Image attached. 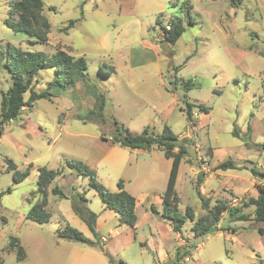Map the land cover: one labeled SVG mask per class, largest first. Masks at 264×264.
I'll return each mask as SVG.
<instances>
[{
    "label": "rangeland",
    "instance_id": "374dc122",
    "mask_svg": "<svg viewBox=\"0 0 264 264\" xmlns=\"http://www.w3.org/2000/svg\"><path fill=\"white\" fill-rule=\"evenodd\" d=\"M12 1L0 0V113L2 94L13 83L3 64L9 44L46 54L63 48L83 56L88 69L84 81L67 89L51 87L52 100H37L4 125L0 193L12 190L0 198V264H110L100 248L58 235L69 223L95 239L74 212L73 195L88 199V208L100 215L99 239L107 238L101 244L127 264H264V222L234 219L225 212L201 237L195 236L190 218L182 232L175 231L162 215L171 159L157 147L131 149L111 140L118 127L133 133L147 126L155 133L171 127L188 151L176 185L184 214L191 207L199 218L218 201L243 206L255 197L258 185H264L251 171L264 170L259 145L264 141V0H44L51 22L48 43L35 42L5 24ZM186 3L194 23L186 16ZM178 17L185 20L186 30L171 42L163 27ZM71 20L76 24L64 31ZM53 77L54 69H42L36 89L50 87ZM188 80L193 83L189 90ZM102 97L103 119L89 118ZM188 102L193 104V122L187 117ZM201 104L208 112L200 110ZM7 158L22 170L32 164L30 175L15 183ZM229 159L238 168H216ZM72 160L95 170L111 191L119 190V180L125 181L138 201L135 229L105 207L90 176L70 165ZM41 166L59 171L48 188L46 208L52 216L42 224L27 218L40 199L36 190ZM55 185L68 198L54 194ZM199 191L208 208H203ZM243 209L253 213L255 207ZM11 236L24 246V260L9 247Z\"/></svg>",
    "mask_w": 264,
    "mask_h": 264
},
{
    "label": "trees",
    "instance_id": "16d2710c",
    "mask_svg": "<svg viewBox=\"0 0 264 264\" xmlns=\"http://www.w3.org/2000/svg\"><path fill=\"white\" fill-rule=\"evenodd\" d=\"M186 16L189 21L194 23L195 19L191 16L189 3L185 4ZM184 5V6H185ZM53 9V7H52ZM16 16V18H14ZM185 20L182 17L171 19L167 26L163 27L165 38L171 42H176L186 30ZM77 20H71L67 26L63 28L68 31L76 24ZM5 24L15 31L25 32L35 38V42L48 43L51 31V22L45 14L44 0H14L10 6V16L5 19ZM3 55L0 53V65L2 64ZM4 66L11 73L13 78L12 86L8 91L3 92L0 113V135L4 133L7 123H10L22 114L24 107L33 108L35 102L39 99L52 100L54 95L51 87H60L67 89L75 86L79 81H84L87 77L88 62L81 57H75L69 51L63 48H57L52 54H46L42 51H26L21 48L8 45V52ZM104 65H102V68ZM54 69V77L49 82L50 87L37 90L36 83H39L38 74L42 69ZM114 67L110 66V71ZM193 85L188 80L185 84L189 90ZM29 97L26 98V94ZM99 103V101H98ZM106 105L105 98L102 97L100 104L89 111L88 117L91 119L101 120L104 116V108ZM201 111L208 112V107L199 105ZM193 104L188 102L187 117L193 122ZM118 124V122H116ZM149 126L145 127L141 133H133L128 129L125 132L117 129L118 133L111 137L115 144L131 149L142 148L151 150L159 147L163 150L166 157L172 159V167L168 178L167 186L163 194V210L162 215L170 219L173 229L182 232L183 224L190 218L193 221L192 230L196 237L205 235L209 228L223 217V213L228 212L234 219L253 220L256 222H264V185H258L259 194L256 197H250L243 201V206H230L225 201H218L216 205L209 209L207 214L196 218L191 207H188L186 213L179 210L180 196L178 195L176 185L181 162L187 155V146L182 143L179 136L174 133L171 127L166 126L161 133L151 132ZM236 133H238L236 131ZM264 149V141L259 144ZM8 170L13 172V180L20 183L25 180L31 171L32 164L25 169H19L17 164L11 158H7ZM70 165L76 166L82 174L90 176V185L96 188L107 209L113 210L121 216V220L128 226L135 229L138 219L136 212V197L130 193L124 186V180L118 182V191H111L96 176V171L90 168L82 161L72 160ZM247 167V166H245ZM217 169H236L238 166L231 159L222 161L216 165ZM251 171L255 176L264 179V170L251 167ZM59 171L50 169L47 166L39 168V176L37 180L36 192L40 195L39 201L34 203L27 214V218L38 223L49 222L51 213L47 210L48 205V188L55 180ZM199 186V184H198ZM11 187L0 193V198L5 192H11ZM52 192L62 198H68L66 193L59 185H55ZM35 194V193H33ZM199 196L203 201V208H208L209 204L204 195L199 191ZM88 199L83 195L72 196V208L74 212L88 225L95 239L87 237L82 231L67 223L65 227L58 230V235L65 239L74 240L90 246H95L103 250L108 256L110 264H127L124 260H117L112 256L101 244V240L97 231L98 214L88 208ZM251 205L255 207L253 213L246 212L243 208ZM153 211L159 212L158 208L153 206ZM260 232L264 233V227H260ZM9 247L17 250L18 260H24L27 252L18 237L11 236ZM194 247L193 245L191 246ZM187 252V253H186ZM188 254L190 251H186Z\"/></svg>",
    "mask_w": 264,
    "mask_h": 264
},
{
    "label": "crops",
    "instance_id": "0c3cea01",
    "mask_svg": "<svg viewBox=\"0 0 264 264\" xmlns=\"http://www.w3.org/2000/svg\"><path fill=\"white\" fill-rule=\"evenodd\" d=\"M112 144H115V143L112 142ZM118 145H119V144H118ZM120 146H121V145H120ZM157 148L160 149L159 147H157ZM138 149H142V148H138ZM167 158H168V157H167ZM168 159H171V158H168ZM181 163H182V162H181ZM168 164L170 165V171H171V167H172V159H171V163L169 162ZM180 166H181V165H180ZM194 169H195V168L192 167V170H194ZM179 170H180V169H179ZM169 175H170V174H169ZM178 176H179V174H178ZM167 182H168V181H167ZM257 183L260 184V183H263V181H262V182H256V185H257ZM263 184H264V183H263ZM124 186H125V181H124ZM256 187H257V186H256ZM125 189H126V188H125ZM258 194H259V191H258ZM258 194H257V195H258ZM257 195H256V196H257ZM134 196H135V195H134ZM256 196H255V197H256ZM135 197H136V196H135ZM136 199H137V198H136ZM162 203H163V197H162ZM137 204H138V201H137ZM137 204H136V207H137ZM224 215H225V214L223 213V216H224ZM99 219H100V215L98 216V219H97V227H96V228H97V231H99V229H100ZM111 233H112V232H111ZM101 239H103L104 241H107V238H106L105 236H102ZM168 255H169V254H168ZM168 255H167V256H168Z\"/></svg>",
    "mask_w": 264,
    "mask_h": 264
},
{
    "label": "water",
    "instance_id": "95a60500",
    "mask_svg": "<svg viewBox=\"0 0 264 264\" xmlns=\"http://www.w3.org/2000/svg\"><path fill=\"white\" fill-rule=\"evenodd\" d=\"M212 230H213V228H210V229H209V231H212Z\"/></svg>",
    "mask_w": 264,
    "mask_h": 264
},
{
    "label": "built area",
    "instance_id": "2783aa9c",
    "mask_svg": "<svg viewBox=\"0 0 264 264\" xmlns=\"http://www.w3.org/2000/svg\"><path fill=\"white\" fill-rule=\"evenodd\" d=\"M169 28V26H167Z\"/></svg>",
    "mask_w": 264,
    "mask_h": 264
}]
</instances>
